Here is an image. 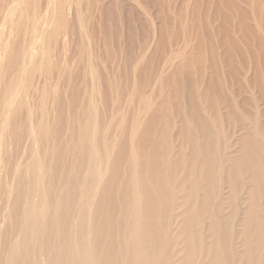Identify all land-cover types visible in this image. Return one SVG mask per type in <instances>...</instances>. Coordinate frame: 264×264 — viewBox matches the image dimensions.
Listing matches in <instances>:
<instances>
[{"label":"bare ground","instance_id":"1","mask_svg":"<svg viewBox=\"0 0 264 264\" xmlns=\"http://www.w3.org/2000/svg\"><path fill=\"white\" fill-rule=\"evenodd\" d=\"M0 212V264H264V0H0Z\"/></svg>","mask_w":264,"mask_h":264},{"label":"rangeland","instance_id":"2","mask_svg":"<svg viewBox=\"0 0 264 264\" xmlns=\"http://www.w3.org/2000/svg\"><path fill=\"white\" fill-rule=\"evenodd\" d=\"M177 47H178V45H175V46H174V48H177ZM190 50H191V48H190ZM190 50H189V51H190ZM174 68H175V67H174ZM174 68L171 69V70H173L172 74H173V75L176 74V76H177V70H176V68H175V69H174ZM223 71H224L225 76H226V78H227V77H228V76H227L228 74H226V73H227V70L224 69ZM170 72H171V71H170ZM235 88H236V89H235ZM234 89H235V92L237 93V91H238L237 89H239V88H238V86H237V87H234ZM169 90H170V89H169ZM236 90H237V91H236ZM255 93H257V92L255 91ZM257 95H258V94H257ZM261 108H262V107H261ZM177 121H178L177 123L179 124V120H177ZM3 211L5 212V210L1 209V212H3ZM1 212H0V215H1V214H4V213H1ZM0 218H2V215L0 216ZM0 222H1V220H0ZM1 223H2V222H1ZM1 223H0V224H1ZM1 225H3V224H1ZM0 228H1V226H0Z\"/></svg>","mask_w":264,"mask_h":264}]
</instances>
